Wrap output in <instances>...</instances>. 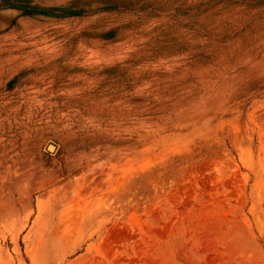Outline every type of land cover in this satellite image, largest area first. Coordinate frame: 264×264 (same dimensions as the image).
<instances>
[{
  "label": "rangeland",
  "instance_id": "374dc122",
  "mask_svg": "<svg viewBox=\"0 0 264 264\" xmlns=\"http://www.w3.org/2000/svg\"><path fill=\"white\" fill-rule=\"evenodd\" d=\"M0 264H264V0H0Z\"/></svg>",
  "mask_w": 264,
  "mask_h": 264
},
{
  "label": "water",
  "instance_id": "95a60500",
  "mask_svg": "<svg viewBox=\"0 0 264 264\" xmlns=\"http://www.w3.org/2000/svg\"><path fill=\"white\" fill-rule=\"evenodd\" d=\"M50 146H52V145H50ZM50 146H49V148H50Z\"/></svg>",
  "mask_w": 264,
  "mask_h": 264
}]
</instances>
